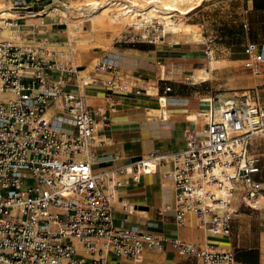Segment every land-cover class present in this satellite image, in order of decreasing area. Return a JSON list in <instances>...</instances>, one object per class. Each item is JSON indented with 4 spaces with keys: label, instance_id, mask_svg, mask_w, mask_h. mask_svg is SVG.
I'll return each instance as SVG.
<instances>
[{
    "label": "built area",
    "instance_id": "obj_1",
    "mask_svg": "<svg viewBox=\"0 0 264 264\" xmlns=\"http://www.w3.org/2000/svg\"><path fill=\"white\" fill-rule=\"evenodd\" d=\"M10 3L0 11V264H108L110 255L143 264L147 250L162 254L167 244L202 264H237L233 249L118 227L114 211L120 203L126 214L133 213L122 189L162 166H168L164 177L173 184L174 200L159 210L173 211L180 227L228 236L239 212L236 203L264 210V176L258 177L264 153L252 150L255 140L264 139L257 92L203 99L207 107L198 114L205 128L186 129L180 152L153 151L95 172L94 150L105 143L98 130L108 124L107 111L67 87L101 84L108 96L148 91L109 56L82 68L73 42L67 41L65 52L54 48L44 31L46 5L35 11L29 0ZM127 20L117 43L166 39L158 18ZM245 53L244 67L258 76L263 46L250 42Z\"/></svg>",
    "mask_w": 264,
    "mask_h": 264
},
{
    "label": "crops",
    "instance_id": "obj_2",
    "mask_svg": "<svg viewBox=\"0 0 264 264\" xmlns=\"http://www.w3.org/2000/svg\"><path fill=\"white\" fill-rule=\"evenodd\" d=\"M11 1L7 0L8 3ZM67 1L29 0L34 5L35 11L45 5L48 8L52 3L66 4ZM56 6L59 7V5ZM246 13L244 24H248L246 31L250 32L243 38L242 54L245 58H247L245 47L250 42L262 45L264 50V0H250ZM50 21L44 30L47 37L52 46L64 47L68 40H66L65 30L60 26L63 24L67 26L66 23H54L53 19ZM165 40L157 44L147 42L123 44L115 40L113 47L109 50H93L90 47H84L77 52V63L82 68H87L109 56L118 62L124 72L134 76L138 86L150 92L149 88L141 86L140 81H143L154 84L157 90V92L152 90L154 93L152 95L113 93L108 96L107 90L101 84L83 90L74 85L67 87L69 91L83 94L87 103L92 107L102 105L107 111L108 124L98 130V135L105 143L94 150L93 169L95 172H103L118 165L127 164L153 151L180 152L186 147L184 138L186 129L193 128L201 131L205 128L198 113L205 111L207 107L203 99L216 93L209 92L200 85L208 80L200 83L194 82V84L180 81L165 86L162 82L160 84L159 81H168V79L163 77L164 69L159 73V62H167L181 52L164 47ZM213 42L211 38L206 41L205 53L208 46L211 48L214 45ZM186 52L189 53L190 50ZM225 63L230 65L231 61L226 62L225 59ZM252 83L254 84L251 86L252 90L257 92L264 106V65L261 73L258 76L255 75ZM167 86L172 87L169 93H165ZM160 97H166L165 107H162ZM101 101L104 103H100ZM161 107L165 109L167 116L162 113ZM151 108L153 110H150ZM194 112L198 114V122L188 119V116ZM252 150L256 153H264V139L255 140ZM117 156L120 160L115 162L114 158ZM166 170L168 166H162L157 173L143 176L140 182L132 183L122 189L121 197L132 202L133 213L126 214L121 204H116L114 211L116 226L139 227L150 233L179 238L190 244H209L219 250L233 249L236 253L237 264H264V210H256L246 204L236 203L239 212L235 215L228 236L217 238L206 234L196 225L190 228L180 227L175 222L173 211L160 212L159 210L164 204L172 203L174 200L173 184L164 177ZM262 176L264 172L258 177ZM131 262L129 258L110 255L108 264H131ZM143 264L202 263L198 258L182 254L167 244L162 254L155 250H147Z\"/></svg>",
    "mask_w": 264,
    "mask_h": 264
},
{
    "label": "rangeland",
    "instance_id": "obj_3",
    "mask_svg": "<svg viewBox=\"0 0 264 264\" xmlns=\"http://www.w3.org/2000/svg\"><path fill=\"white\" fill-rule=\"evenodd\" d=\"M88 1L91 0H68L67 3L76 7V5L79 6ZM103 1L101 0V2ZM249 1L250 0H202L199 5L193 6L194 9L188 15L184 17H173L172 19L176 24L181 22L182 27L179 30H182V34H174L171 30L165 29L164 27L163 31H166V40L163 46L181 52H179L180 54L177 53L178 55H175V57H172L171 60L167 62H159V73L164 69L165 75L163 77L166 78V80L168 79V81H159L160 84L162 82L163 86H165L166 84H173L176 81L194 84V82L200 83L208 80L200 85H202L204 89H208L209 92L212 91L221 95V97L241 96L244 92L252 90L251 86L254 85L252 82L254 81L255 74L252 70L244 67L243 63L246 62L247 58L243 57L242 54L243 38L250 32L243 28L244 16L247 14L246 11ZM62 3L63 2H56L55 4H50V6H48V8H50L48 12H51L56 5H59L60 9H65L67 6ZM7 6H11V3H8L7 0H0V10ZM99 10H101L100 7L96 9V11ZM60 15L53 14L50 16L48 18V24L51 19H53L52 22L54 23L65 22L67 26L63 24L60 27H63L65 30L67 35L66 40L75 42L74 46L77 51H80L84 47H90L93 50H109L113 47L115 40L121 36L126 28L125 23L115 24L113 27L103 29L98 33L95 42L79 44L77 43L79 41L71 39L66 19L64 20ZM79 15L80 13L77 11L73 13L74 17H79ZM76 21H78V19H76ZM71 22H75V20ZM89 23L90 22H85L86 29H91V23ZM187 25L197 26L196 28L201 38L203 37L202 42H195L192 35L185 34V26ZM209 38L214 40V45L210 50H207L208 52H212L208 57L204 50H206L205 43ZM193 41L194 43H192ZM53 47L57 48L60 52H65L68 46L65 44L64 47L56 45H53ZM189 50V53L186 52ZM211 59L216 61L213 70L209 65ZM225 59L226 62L231 61L230 65L225 63ZM91 68L92 65L90 69ZM131 79L133 82L136 80L134 76H131ZM140 84L141 86L149 88L150 92H152V90L157 92L152 83L140 81ZM153 98L158 99L156 97ZM100 103H104V101ZM150 110H153V108ZM70 127L71 126H68V131L72 130ZM214 236L217 238L219 237L216 235Z\"/></svg>",
    "mask_w": 264,
    "mask_h": 264
},
{
    "label": "bare ground",
    "instance_id": "obj_4",
    "mask_svg": "<svg viewBox=\"0 0 264 264\" xmlns=\"http://www.w3.org/2000/svg\"><path fill=\"white\" fill-rule=\"evenodd\" d=\"M201 1L202 0H104L101 2V0H91L79 6L76 5V7L66 3L65 5L67 7L65 9H60L56 6L48 13L49 16L61 14L60 16L64 20L66 19L68 24V31L70 32L71 39L79 41L77 42L79 44H87L95 42L96 35L103 29L113 27L115 24H126L128 17L133 18L132 21H137L140 16L158 18L160 22L164 24L165 29L171 30L174 34H182V30H179L182 27L181 22L176 24L172 18L175 16L184 17L188 15L194 9L193 6L199 5ZM98 7H100L101 10L96 11ZM75 11L80 13L79 17L73 16ZM76 19H78V21H76ZM72 20H75V22H71ZM85 22L91 23V29L85 28ZM196 27L197 26L194 25L185 26V34L192 35L195 42H202L203 37L201 38ZM163 34L165 35L166 31H163ZM73 43L75 42L73 41ZM215 62L214 59H211L209 62L212 70L214 69ZM147 94L152 95L154 93L147 92ZM165 98H159L162 107L166 105ZM162 111V113L167 116L164 108ZM188 119L197 120V112L190 114Z\"/></svg>",
    "mask_w": 264,
    "mask_h": 264
}]
</instances>
